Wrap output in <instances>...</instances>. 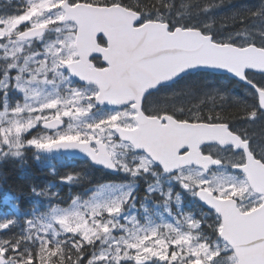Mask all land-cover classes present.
Instances as JSON below:
<instances>
[{"label":"snow or ice","instance_id":"1","mask_svg":"<svg viewBox=\"0 0 264 264\" xmlns=\"http://www.w3.org/2000/svg\"><path fill=\"white\" fill-rule=\"evenodd\" d=\"M0 264H264V0H2Z\"/></svg>","mask_w":264,"mask_h":264},{"label":"trees","instance_id":"2","mask_svg":"<svg viewBox=\"0 0 264 264\" xmlns=\"http://www.w3.org/2000/svg\"><path fill=\"white\" fill-rule=\"evenodd\" d=\"M52 158L51 160L45 158L41 161H36L32 158L31 153H29L28 165L23 169L17 170L18 165L13 164H9L6 167L13 173L14 176L26 174L32 177L37 184H51L52 190L59 191L61 196L64 197L65 206L70 201L71 196L83 193L90 184H96L101 181L114 178L112 175L106 172H102L101 170L93 168L90 163L85 160L68 159L60 155ZM52 168H55L59 175H63L69 170L82 171L84 173L85 179L73 185L62 184L58 181L57 176L50 174V169Z\"/></svg>","mask_w":264,"mask_h":264},{"label":"water","instance_id":"3","mask_svg":"<svg viewBox=\"0 0 264 264\" xmlns=\"http://www.w3.org/2000/svg\"><path fill=\"white\" fill-rule=\"evenodd\" d=\"M64 155H66V156H70V157H79V158L87 159V158L84 157L82 154H75V155H73V154H64ZM93 166H95V165H93ZM95 167H96V166H95Z\"/></svg>","mask_w":264,"mask_h":264},{"label":"rangeland","instance_id":"4","mask_svg":"<svg viewBox=\"0 0 264 264\" xmlns=\"http://www.w3.org/2000/svg\"><path fill=\"white\" fill-rule=\"evenodd\" d=\"M0 2H2V0H0ZM228 9H226V8H221V9H219L218 11H217V15L220 13V12H226Z\"/></svg>","mask_w":264,"mask_h":264}]
</instances>
